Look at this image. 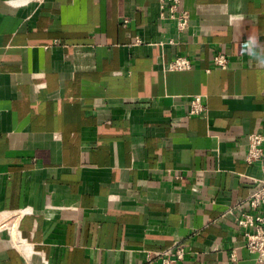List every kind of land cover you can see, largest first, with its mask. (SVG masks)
I'll return each mask as SVG.
<instances>
[{
	"label": "crops",
	"instance_id": "obj_1",
	"mask_svg": "<svg viewBox=\"0 0 264 264\" xmlns=\"http://www.w3.org/2000/svg\"><path fill=\"white\" fill-rule=\"evenodd\" d=\"M172 1L0 0V264H154L175 242L179 264L252 261L264 0H180L184 33Z\"/></svg>",
	"mask_w": 264,
	"mask_h": 264
},
{
	"label": "built area",
	"instance_id": "obj_2",
	"mask_svg": "<svg viewBox=\"0 0 264 264\" xmlns=\"http://www.w3.org/2000/svg\"><path fill=\"white\" fill-rule=\"evenodd\" d=\"M180 0H173L166 19L175 24L178 33L187 32L191 27L190 15L186 9L179 7ZM143 42L142 39H138ZM173 43V39L168 41ZM165 44L164 41L161 42ZM214 63L218 67H227L229 58L225 54L218 53L214 56ZM193 66V59L186 55L177 56L172 59L167 68L171 70H187ZM205 104L201 96L196 95L192 100L191 113L196 114L203 111ZM245 161L253 164L262 161L263 176L259 184L249 193L247 202L249 210L242 211L237 218L238 224L244 229L245 247L253 255L249 264H264V133L253 131L249 133L245 144ZM8 227V226H6ZM187 250L180 242H175L167 248L159 251H146L147 260L154 264H179L184 260ZM231 258L237 262L236 249L232 251Z\"/></svg>",
	"mask_w": 264,
	"mask_h": 264
}]
</instances>
